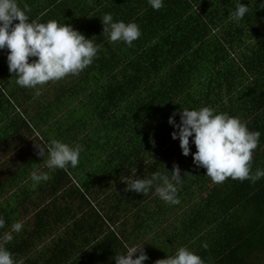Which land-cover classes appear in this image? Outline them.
<instances>
[{
  "label": "crops",
  "instance_id": "crops-1",
  "mask_svg": "<svg viewBox=\"0 0 264 264\" xmlns=\"http://www.w3.org/2000/svg\"><path fill=\"white\" fill-rule=\"evenodd\" d=\"M81 1L17 0L21 8L25 4L30 8V21L44 23L40 18L60 17L70 24L81 15ZM152 40L154 46L148 42L144 50L160 58L162 46L155 45L157 37ZM7 52L6 48L0 50V216L5 221L0 236L10 230L12 223H23V229L13 233V240L6 245L14 259H22L23 264H115V257L126 251L125 245L140 243L148 256L144 264H155L174 255L180 247L203 258L218 234L225 233L229 224L235 226L240 214L225 210L221 203L227 198L224 193L208 195L213 186L220 184H213L205 175L206 170L194 165L192 153L196 148L191 143L189 155L177 156L182 177L178 204L163 202L154 188L146 195L125 191L123 176L148 178L160 172L171 178L169 169L176 163L167 168L158 162L156 169L149 170L151 163L144 159L141 139L131 142L143 133L146 123L131 117L137 119L138 127L133 131L124 127L132 97L141 89L133 75L135 66H130L132 76L128 75L130 68L120 59L122 69L105 75L110 78L109 86L96 95L92 106L81 103L84 96L80 91L71 104L77 111L75 117L65 104L51 113V107L48 109L43 101L53 96L54 88L73 85L68 75L34 89L20 87L17 77H7L12 75L8 71ZM34 59L30 57L29 62ZM99 82L95 77L90 89ZM21 88L26 90L25 95ZM222 101L223 107L216 105L214 110H226V98ZM84 114H95V121L87 122ZM82 122H86L87 129H81ZM52 139L83 146L77 167L54 171L45 167L47 157L43 160L37 155L36 145L43 146ZM130 151L135 153L128 157ZM34 170L49 172L51 177L35 190L30 179ZM188 171L198 172L199 183H191L193 177ZM172 208L173 212L168 213ZM203 243H207L206 249L201 246Z\"/></svg>",
  "mask_w": 264,
  "mask_h": 264
},
{
  "label": "trees",
  "instance_id": "trees-1",
  "mask_svg": "<svg viewBox=\"0 0 264 264\" xmlns=\"http://www.w3.org/2000/svg\"><path fill=\"white\" fill-rule=\"evenodd\" d=\"M241 3L249 6V12L239 23L229 19L236 0H164V7L158 11L147 0H82L81 15L73 24L60 17L40 18L44 23L55 20L71 25L101 46L91 65L78 75H68L74 81L72 86L52 90L48 109L51 107L52 113L65 104L76 117L77 111L71 106L76 95L81 91L84 96L81 103L92 106L96 95L109 86L110 78L105 75L122 69L121 59L129 68L136 67L133 75L141 86L132 97L124 127L129 131L138 127L137 119L132 118L146 123L143 133L131 142L141 139L146 153L144 159L151 163L149 170L156 169L158 162L167 168L176 162L174 165L180 168L177 156L182 152L173 145H179V139L171 136L178 129L168 123L173 112L179 124L182 109L203 106L215 109L216 105L222 108L223 98L228 103L223 113L238 117L250 131L260 133L251 171L264 169V7L260 6L261 0H241ZM105 13H110L113 21L137 23L141 36L132 46L109 42L107 34L102 32L101 19ZM153 37L158 40L155 45L162 46L160 58L144 50L148 42L154 46ZM118 53L122 55L120 58ZM131 72L132 68L127 74L132 76ZM95 77L100 79V85L90 89ZM20 92L26 94L25 89L21 88ZM84 115L87 122L95 121V114ZM80 127L88 128L86 122ZM189 143L194 146L191 137ZM132 153L135 152L130 151L128 157ZM188 173H192L191 183H199L197 171ZM228 180L207 193L210 196L224 193L229 198L221 202L225 210L237 211L240 217L235 215V226L232 228L229 224L225 233L218 234L219 238L202 259L205 264H264V178L255 183ZM203 189L206 190L205 185Z\"/></svg>",
  "mask_w": 264,
  "mask_h": 264
},
{
  "label": "clouds",
  "instance_id": "clouds-1",
  "mask_svg": "<svg viewBox=\"0 0 264 264\" xmlns=\"http://www.w3.org/2000/svg\"><path fill=\"white\" fill-rule=\"evenodd\" d=\"M153 10L164 7V0H147ZM264 7V0H261ZM30 8L27 4L21 8L17 0H0V50L8 49L7 65L10 73H15L16 84L20 87L34 89L49 81L63 79L67 75H78L93 63L100 45L93 39L86 38L71 25L60 24L55 20L40 23L29 20ZM249 12V6L236 0V7L230 14V21L239 23ZM101 19V18H100ZM14 21H17L14 23ZM103 33L109 42H123L132 46L133 41L141 36L139 25L135 22L125 23L113 21L110 13L101 19ZM30 57H35L29 62ZM37 94H39L37 92ZM173 112L168 123L178 131H173V139H179L183 155H189V137L195 145L192 153L193 163L203 167L213 184H221L226 179L250 183L264 178V169L251 171L253 151L258 147L260 133L250 131L245 122L227 113L217 112L213 108L203 106L199 109L184 108L180 111V122L174 120ZM37 155L47 157L45 167L54 171L67 170L70 166L77 167L83 146L69 145L60 140L52 139L49 143L36 145ZM168 172V171H167ZM169 173V172H168ZM49 172L34 170L30 173L32 188L35 190L41 182L50 179ZM182 177L180 169L173 166L171 178L168 175L154 172L148 178L134 179L132 175L123 176L125 191H133L146 195L154 188L156 196L163 202L178 204V186ZM5 221L0 216V229ZM24 225L21 221L12 223L9 231L0 236V264H23V260L14 259L6 245L13 240V233H19ZM143 243L125 245L126 251L115 257V264H144L148 256L143 251ZM207 248V243L201 245ZM155 264H205L204 260L186 247L177 249L174 255L157 260Z\"/></svg>",
  "mask_w": 264,
  "mask_h": 264
},
{
  "label": "rangeland",
  "instance_id": "rangeland-1",
  "mask_svg": "<svg viewBox=\"0 0 264 264\" xmlns=\"http://www.w3.org/2000/svg\"><path fill=\"white\" fill-rule=\"evenodd\" d=\"M48 95H50V93H48ZM49 100H50V98H45V99H43V101H44L45 103H48ZM52 101H53V100H52ZM52 104H54V103H52ZM173 210H174V208L170 209L168 213H172ZM132 222H133V219L130 218L129 223L131 224Z\"/></svg>",
  "mask_w": 264,
  "mask_h": 264
}]
</instances>
